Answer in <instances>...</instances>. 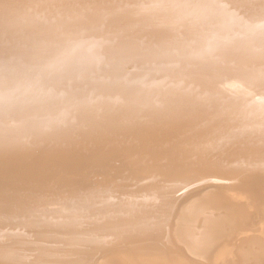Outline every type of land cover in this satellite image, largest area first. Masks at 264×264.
<instances>
[{
  "label": "bare ground",
  "instance_id": "1",
  "mask_svg": "<svg viewBox=\"0 0 264 264\" xmlns=\"http://www.w3.org/2000/svg\"><path fill=\"white\" fill-rule=\"evenodd\" d=\"M250 222L264 0H0V264H264Z\"/></svg>",
  "mask_w": 264,
  "mask_h": 264
},
{
  "label": "rangeland",
  "instance_id": "2",
  "mask_svg": "<svg viewBox=\"0 0 264 264\" xmlns=\"http://www.w3.org/2000/svg\"><path fill=\"white\" fill-rule=\"evenodd\" d=\"M250 179H253V178H250ZM237 180H240V179H237ZM230 186H231V184L229 185V188L227 187V189H233V188L230 187ZM257 223H258V222H257ZM257 223H256V222H250V224H252L251 226H253V227L255 226V225H253V224H256V225H257ZM259 225H260V226H259ZM251 226H250V227H251ZM263 226H264V225L258 223V226H256L257 228L254 227V230H256V229L258 230V231H256V233H255V231H254V234H253V235H254L255 237H258V234H259V235L261 234V231L263 230V229H262ZM253 227H251V228L253 229ZM255 228H256V229H255ZM258 228H259V229H258ZM249 232H250L251 234L253 233L252 230H249ZM250 233H249V234H250ZM251 234H250V235H251ZM239 237H240L239 239H242V237L244 238L245 236H244V235H241V236H239ZM252 237H253V236H252ZM253 238H254V237H253ZM253 238H252V239H253Z\"/></svg>",
  "mask_w": 264,
  "mask_h": 264
}]
</instances>
